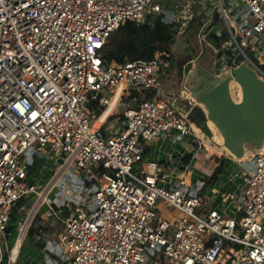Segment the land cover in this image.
<instances>
[{
    "label": "built area",
    "instance_id": "1",
    "mask_svg": "<svg viewBox=\"0 0 264 264\" xmlns=\"http://www.w3.org/2000/svg\"><path fill=\"white\" fill-rule=\"evenodd\" d=\"M149 6L174 43L198 16L200 54L218 26L215 74L246 64L264 79V0H0V237L21 199L41 197L29 166L54 156L70 169L66 181L85 189L59 233L60 264H264V142L250 145L243 183L223 208L200 193L202 179L145 159L147 145L172 131L206 145L179 103L185 90L158 97L168 52L127 66L105 57L112 33ZM120 84L117 104L126 92L136 104L123 107L121 126L95 127L94 109L108 108ZM159 200L170 218L158 215Z\"/></svg>",
    "mask_w": 264,
    "mask_h": 264
},
{
    "label": "crops",
    "instance_id": "2",
    "mask_svg": "<svg viewBox=\"0 0 264 264\" xmlns=\"http://www.w3.org/2000/svg\"><path fill=\"white\" fill-rule=\"evenodd\" d=\"M197 57L198 56H196V58ZM193 68L196 67L194 66ZM178 70V72H180L181 68L179 67ZM186 81L188 82V79ZM179 94V87L177 84L173 83L171 77L167 82H162V85L160 82V91L158 97H169ZM116 95L112 98V101L114 100V98H116ZM119 97L117 99V102L119 100ZM136 102L137 101L135 93L131 94L126 92L121 97V101L117 104V107L121 106L123 103L124 105L121 106V108L123 109V107L127 105L131 106L133 104H136ZM182 103L183 105H186V103ZM116 104L110 111H107L108 108L101 107L97 115L100 116L102 114L100 117L101 120L97 121V126L104 121L103 127L105 128L107 122L111 118L113 119L112 123L106 129L112 130L114 127L121 126L123 124V121L120 118L121 112L118 113L117 107L115 108ZM94 106L97 107V104H95ZM95 107L92 106V108ZM94 110L97 111L98 109ZM195 126L198 134L205 139L206 137L203 136L201 128L197 124ZM174 135V131H172L171 133L163 134L152 141L151 144L147 145L145 159L157 160L160 163L162 167V173L164 174H170L174 177L176 174L182 175L183 173V176L186 175L189 178L191 172L189 171L188 167L190 166L191 162H195V159L197 158L196 155L198 154V151L196 149L197 146L200 147L201 144L198 145V141L195 140L193 135L181 136L178 142L175 143ZM190 141H192V144ZM212 141L213 144L209 146V150H213L219 154H224L229 159H225L223 174L218 178V180L214 183H208L215 184L212 185L213 190L211 192L210 190H207L203 193V195L210 206L223 208L224 206L229 204L227 197L229 198V196L233 195L241 187L243 183V174L245 172V168L251 164V156L253 155V153L248 145L240 147L237 150H231L223 146V142H218L216 140ZM203 161L204 164H209L205 160ZM237 162L238 166H235ZM215 167L216 166H212L213 171L215 170ZM60 169H63V171L60 173L59 177H56V182L61 180L62 173L66 169V166H63ZM54 177L55 175L53 176V178ZM52 180L49 182V184L45 185V188H41L40 191H43L41 192V197H39L35 205H32V209L29 211V213L28 198L24 199L25 204L18 206L19 202L22 200L21 199L15 206V208H17V212L14 215L12 214V222L10 227L8 228L10 235L7 236L5 242L6 246L8 245V247L10 248V255L8 256L7 254H4L1 249L0 264H60L61 252L58 249V239L59 233L63 228L57 233V237L52 236V234L49 232L51 230L49 228V225L52 222L51 219H55L54 215L59 218L58 212L57 215L50 213V204L49 206L47 204L48 192L53 186L51 185ZM162 182L167 183L168 181H166L165 179ZM54 208L57 210V207ZM24 211L27 214L26 218L21 217V215L24 214ZM37 216H40V220L35 222L37 230L36 232H34L35 235L31 236L29 234L30 226L33 224ZM60 219L62 220L64 218L60 217ZM12 233L14 235V238L11 239ZM35 239H37L38 241H36ZM39 242H43L44 246H39L37 244ZM32 257H34V261L37 262L34 263L32 261Z\"/></svg>",
    "mask_w": 264,
    "mask_h": 264
},
{
    "label": "rangeland",
    "instance_id": "3",
    "mask_svg": "<svg viewBox=\"0 0 264 264\" xmlns=\"http://www.w3.org/2000/svg\"><path fill=\"white\" fill-rule=\"evenodd\" d=\"M217 29H218V26L213 25L209 29V33L212 36L216 37L219 42H221V37H220V35L217 34ZM188 34L189 33H187L185 35L183 34L179 38L180 40L176 41V43H174V45L171 46V51H172L171 59H168V60L165 59V61L162 63V66H161L162 69H161V74H160L161 85H162V82H164V83L167 82L171 77V79L173 80V83L178 85L179 91L185 90V95L187 98L179 99V103H181L182 105H183L182 102H184V104L186 103V105H187L189 100L191 102H193L194 104H196L194 97L190 96L186 92V89L184 88V82H186L187 79L189 82L188 87L190 85L191 86L194 85V83H195L194 74L197 71V67L193 68L196 64L194 65L191 61L193 59H195L196 56H198V57L195 59V61H199L202 65L208 66L209 72L216 73V72L220 71V69H218L217 66L212 65L213 59L216 56V54H214V57H211L206 53L200 54V51H201L200 49H198V52L196 54L194 51H192L191 48L187 47L186 39H187ZM209 52L213 53V50L210 49ZM186 54L189 55V57H187V59L189 58V60L182 66L181 71L178 72L179 71L178 70L179 69V67H178L179 61L182 58H185ZM234 94H235V96H239V91L237 88H235ZM191 102H190V104H191ZM123 105L124 104L122 103L121 106H123ZM91 106L92 105H90L88 107V110H90ZM121 106L117 107L118 113L122 111ZM113 107H114V105H110L108 107L107 111H110ZM98 113H99V110L93 111L94 116L93 117L91 116L92 121H94V119L98 115ZM101 115L96 118L95 125L97 124V121L101 120L100 119ZM112 120H113L112 118L109 119L105 128H108L111 125ZM207 124H208V126H206L207 128L204 126L200 127L202 132H203V136L206 137L204 139V142L206 145L202 144L200 147L197 146L196 150L198 151V155H200L198 160H200V161L205 160L207 163L210 162V164L212 163L213 166H217L219 164L220 159L225 155L224 154H217V153L209 154L210 153L209 146L211 144H213L212 140L215 141V139L213 137V131L210 129L208 122H207ZM99 125L100 124H98V126ZM210 131L212 132L211 135H210ZM180 137H181L180 133L175 132L174 142L177 143ZM190 142L192 144V141H190ZM198 145H200L199 142H198ZM249 147H250V145H249ZM23 159L26 160L27 156H23ZM225 159H229V158L226 157ZM235 166H238V162L235 164ZM60 168H62L61 164H59V161L57 162V160L54 156H52L51 158L45 157V158L38 159L37 165L29 173V180L31 182H34L35 184H37L39 187V190H41V188H45V185L49 184V182L52 180L53 176L55 175V177L53 178V180L51 182V185H54V187L51 190V192L48 196V201H47L48 206L50 204L53 208L57 207V210H59L58 211L59 218L54 215L55 219H51L52 222L49 225V228L51 229L49 232L52 234V236H55V237H57V233L64 227L65 219L67 218V217L63 216V214L65 213L64 208L66 207L69 211H71V208H73L72 205H77V201H79L78 197L80 195L85 196V189L83 188L82 180H79L78 182H74V183L73 182L68 183V181H66L68 179V174L70 173V169L66 168L65 169L66 175L63 177V180L56 182V177L57 176L59 177L60 173L63 171ZM188 169L191 172V175L188 178L189 181L196 183L197 181L202 179L201 181L198 182V185H200V184L202 185V182H203V185L201 186V189H200V193L203 194L207 190H210V192L213 190L212 185H215V184H207L206 183V181L210 178V175L208 176V174H204L203 171H201L198 168H196L195 166H193V162L190 163V166L188 167ZM97 176H98L99 180H96V183H101L100 175H97ZM214 187H216V186H214ZM36 198H37L36 195H31V197L29 198L28 213L32 209V205H35V203L37 202ZM67 203H69V204H67ZM157 211H158V215L161 217L170 218L172 216V214L168 211L166 204L163 203L162 200H159L157 202ZM24 214L21 215L22 218L27 217V214L25 213V211H24ZM60 217L64 218V219L61 220ZM12 238H14L13 233L11 235V239ZM35 240L38 241L37 239H35ZM0 243H1L2 252H4V254H7L9 256L10 255V252H9L10 248L8 247V245L6 246L5 239L3 237H0ZM34 260H35L34 257H32V261L34 263L37 262Z\"/></svg>",
    "mask_w": 264,
    "mask_h": 264
},
{
    "label": "water",
    "instance_id": "4",
    "mask_svg": "<svg viewBox=\"0 0 264 264\" xmlns=\"http://www.w3.org/2000/svg\"><path fill=\"white\" fill-rule=\"evenodd\" d=\"M199 3L195 4V10ZM203 52L211 57L216 54L219 41L210 33L202 40ZM212 49L213 53L209 52ZM255 63L258 58L252 57ZM192 85V97L196 104L188 103L191 120L199 127L208 126L211 120L219 129L225 146L238 149L245 145L261 146L264 142V79L246 64L227 70L225 77L197 64ZM236 80L241 86L242 96L233 98L230 82ZM197 102L204 104L205 109ZM212 132L210 131V135ZM62 162V159H59Z\"/></svg>",
    "mask_w": 264,
    "mask_h": 264
},
{
    "label": "trees",
    "instance_id": "5",
    "mask_svg": "<svg viewBox=\"0 0 264 264\" xmlns=\"http://www.w3.org/2000/svg\"><path fill=\"white\" fill-rule=\"evenodd\" d=\"M201 24L202 20L198 16L194 17L184 33V35L189 33L186 39L187 47L191 48L196 54L198 49H200L197 34ZM174 42L175 30L170 24L163 22L159 16H148L142 24H138L135 20L129 19L112 33L105 46L104 54L106 59L122 63L131 59L149 60L154 56L156 51H165L169 53L168 56L165 55V58L168 60L171 59V46ZM187 57H189L188 54L179 61L180 68L189 60ZM117 95H119L118 92ZM149 96H151V94H149ZM204 127H206V125ZM224 163L225 157L223 156L210 178L206 181L207 184L216 182L223 174ZM36 165L37 162L30 165L29 172ZM23 204H25L24 199L19 202L18 206ZM64 211L65 213L63 216L68 217L70 214L69 210L65 207ZM16 212L17 208L13 210V215ZM39 220L40 216H37L30 226L29 234L31 236L35 235L34 232L37 230L35 222ZM37 244L39 246H44L43 242Z\"/></svg>",
    "mask_w": 264,
    "mask_h": 264
},
{
    "label": "bare ground",
    "instance_id": "6",
    "mask_svg": "<svg viewBox=\"0 0 264 264\" xmlns=\"http://www.w3.org/2000/svg\"><path fill=\"white\" fill-rule=\"evenodd\" d=\"M151 12H152V8H151V6H149V7L147 8V10L145 11V13L142 15V17H141L136 23H138V24H142V23H144L145 20H146V18H147L148 16L151 15ZM130 62H131V60H127V61L124 62V65L127 66V65H129ZM195 63H198V64L202 65L199 61H195ZM202 66L205 67V68L208 67V66H204V65H202ZM228 73H229L228 71H223V72H221V73L218 75L217 80H220L221 78L225 77L226 75H228ZM188 85H189V83L186 81V82L184 83V88L186 89V92H187L190 96H193V95H192V86L190 85V86L188 87ZM230 85H231V93H232L233 98L236 99V100H239V99L241 98V96H242V92H241V86H240V84H239L236 80H232V81L230 82ZM235 88L238 89V91H239V96H235V94H234V90H235ZM122 89H123V84H120L119 87H118V90H117V92H118L119 95H120V93L122 92ZM119 95H117L116 98H114V100L110 103V105H115V104H116ZM197 103H199V104L205 109V106H204L203 103H201V102H197ZM189 118H190V117H189ZM208 123H209L210 129L213 131V137H214V139H215L216 141H218V142H223V137H222V134L220 133L218 127H217V126H216L211 120H209ZM95 127H98V126L95 125ZM223 146H225L224 143H223ZM225 147H227V146H225ZM227 148H228V149H231V150H237V149H232V148H230V147H227ZM238 149H239V148H238ZM208 153H209V152H208ZM212 153H216V152L213 151V150H211L209 154H212ZM217 154H219V153H217ZM196 156H197V158L195 159V162H193V166H195V167L198 168L199 170L203 171L204 174H209V173L212 171V166H213L212 163L210 164V162H209V164H204L202 161L198 160V158H199L200 155L197 154ZM65 166H66V164H64V167H65ZM62 170H63V169H62ZM205 172H206V173H205ZM65 175H66V171L64 170V172L62 173V176H61V180H63V177H64ZM205 176H206V175H205ZM61 180H60V181H61Z\"/></svg>",
    "mask_w": 264,
    "mask_h": 264
}]
</instances>
